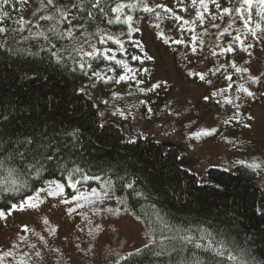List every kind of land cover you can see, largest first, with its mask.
Listing matches in <instances>:
<instances>
[{"label":"rangeland","instance_id":"1","mask_svg":"<svg viewBox=\"0 0 264 264\" xmlns=\"http://www.w3.org/2000/svg\"><path fill=\"white\" fill-rule=\"evenodd\" d=\"M41 3L46 2L26 3L23 18L31 22L24 26L26 42L37 30V18L51 14ZM243 3L236 0L224 22L208 15L209 0L187 1L181 9L163 0L125 3L119 13L126 20L132 17L125 31L84 43L80 51L99 53L85 90L100 107L101 123L118 125L130 138L179 148L183 167L202 183L213 167L235 171L238 164L252 166L261 176L262 211L264 38L252 37L250 18L240 12ZM66 46L60 55L69 53ZM155 84L161 86L152 88ZM53 181L64 185L63 192L47 184L38 188L48 192L39 194L35 207L2 208L0 264H117L154 241V227L125 206L108 184L72 188L75 182L69 179ZM78 192L81 198L72 200Z\"/></svg>","mask_w":264,"mask_h":264},{"label":"trees","instance_id":"2","mask_svg":"<svg viewBox=\"0 0 264 264\" xmlns=\"http://www.w3.org/2000/svg\"><path fill=\"white\" fill-rule=\"evenodd\" d=\"M134 1L142 4L146 0H100L96 8L92 7L95 0H86L87 8L80 11L84 15L81 22L91 24L87 31L93 33L87 43L125 31L124 14L111 9ZM163 1L181 9L193 0ZM235 1L209 0L208 15L224 22L228 13L224 9L231 10ZM25 9L20 0H9L7 5L0 2V12H9L0 27L20 28L17 21ZM244 11L251 33H264L260 0L243 3L240 12ZM87 12L94 14V21ZM83 32L78 29L80 36ZM25 34L24 30L0 33V208L19 204L55 179L79 181V188L105 183L156 232L153 242L117 264H264V210L258 209L261 176L255 168L246 164H238L235 171L213 167L207 182H200L183 167L179 148L140 136L130 138L118 125L101 123L100 107L85 90L99 53L89 56L78 50L60 55L59 49L68 42L55 40L49 45L34 37L26 42ZM53 52L63 59L57 60ZM76 130L75 137L66 135ZM25 137L50 144L40 152L51 153L53 159L37 156L39 163L34 162L35 153L26 152L20 144ZM27 147L35 148V143ZM17 150L24 153V159ZM40 165L44 170L37 174ZM210 242L212 248H222L223 255L209 248Z\"/></svg>","mask_w":264,"mask_h":264},{"label":"snow or ice","instance_id":"3","mask_svg":"<svg viewBox=\"0 0 264 264\" xmlns=\"http://www.w3.org/2000/svg\"><path fill=\"white\" fill-rule=\"evenodd\" d=\"M0 2H2V4L7 5L9 4V0H0ZM193 2H195V0H193ZM20 3L26 4L28 3V0H20ZM100 0H95V3L92 5V7L96 8L99 6ZM244 3L247 5L251 4V0H244ZM260 3L262 5H264V0H260ZM87 3L86 0H46V4L45 3H41V9L44 12H51V14H42L40 15L37 20H36V31L32 32V36L34 38H42L44 41L48 42L49 45L52 44L53 40L56 41H61V40H67L68 41V45L64 48L65 52H74V51H78L80 50V48H82V45L84 43L88 42L87 37L90 35H93V33L87 31V29L89 27H91V24L85 25L84 23H82L81 21L84 18L83 13L80 11L81 9L87 8ZM160 5H158L159 7ZM124 7L123 4H117L116 7L112 8L111 10L113 12H119L122 8ZM72 9H76V12H73ZM145 11H152L151 8L145 6L144 8ZM99 11L101 13L104 12L103 8H99ZM169 11H171V9H169ZM225 12H230L231 10L228 8L224 9ZM9 17V12L7 11H3L0 12V21H3L5 18ZM87 17L90 18V20L94 21L95 20V16L92 12H87ZM128 21L132 20L131 16L127 17ZM40 21H46L49 22L46 26H42L40 24ZM116 21L119 22V16L116 17ZM17 23L19 25H21L20 28L18 29H12L9 30L6 27H0V33H5L8 31H12V32H20L24 30V26L27 23H31L30 21H25L23 17L20 18L19 21H17ZM109 24L113 23L112 20L108 21ZM247 25V21L245 22ZM257 27H259V25H257ZM43 29V30H42ZM77 29H83V36L81 38V36L77 35ZM253 36H255L257 39H262L264 38V33H262L260 36H257L256 32L252 33ZM25 39H27V37H25ZM237 39H239V37H237ZM52 47H55V45H52ZM232 50V49H229ZM53 56L57 57V60H62L63 57L58 55L56 52L52 53ZM87 55L91 56L92 53L89 52L87 53ZM133 59H138V57H132ZM151 58V57H150ZM81 68L84 67L83 64L80 65ZM89 67H91V65H89ZM145 71H147V69H145ZM236 71L240 72V71H247V69H240L237 68ZM93 75H95V73H93ZM125 76H121L120 79H125ZM200 79L203 80L204 76L200 75ZM228 79H231V77H228ZM252 82L253 83H258L260 78L259 77H252ZM209 83H211V81H209ZM161 85L159 84H155L152 86V88H159ZM150 91L152 89H149ZM243 91H245L247 93L248 96H253L254 93L252 91H249L247 88H242ZM221 91H223V89H221ZM210 97L209 96H205L204 99L208 100ZM229 103H231V100L228 101ZM78 130L73 131L72 133H66V135L68 136H72L75 137L77 135ZM2 135V134H0ZM43 135V134H42ZM55 142V141H53ZM35 143V148L29 149L27 147V145H31ZM22 147H25V151L26 152H33L35 153V155H33L32 159L34 162L39 163L37 161V156H40L41 159H45V160H52L53 156L51 153H48L47 155H42L40 150H47L49 147H51L50 144L44 143L42 142V140H34V139H29L27 137H25L24 140H22L20 142ZM16 154L19 155L21 157V159L25 158L24 153H20L18 150L16 151ZM239 163H244L243 161H240ZM35 167L34 165H30ZM39 170H44L43 166L40 165V168L37 171V174H39ZM84 179H99L98 177H88L85 176ZM49 184H55L61 192H63L64 190V185L63 184H59L58 182L55 181H49ZM79 181H77L75 184H70L69 186L72 188L76 187V184H78ZM129 187L131 188L132 185L129 184ZM93 194H95V189L92 190ZM41 192H48V189H38L36 191V193L34 195H28L26 196V198L24 200H22L20 202L19 205L13 204L10 206L11 209H15L16 207H23L25 204H27L28 206L31 207H35L36 204L33 203V201L38 200L39 198V194ZM49 194L51 195H57L58 193H51L49 192ZM81 198V195L78 194L72 196V200H79ZM67 202V201H65ZM77 207H80L79 204H77ZM74 211V209L69 208V212ZM5 215L4 211L2 208H0V217H3ZM185 240H188L189 242H191V238L190 237H184ZM201 245H197V247H200ZM209 248H212V244L211 242L208 245ZM213 251H216L218 254L223 255V251L222 248H212ZM37 255H39V253H37ZM229 259L231 260H237L236 256H229ZM220 264H222V262H220ZM239 264V261H238Z\"/></svg>","mask_w":264,"mask_h":264}]
</instances>
